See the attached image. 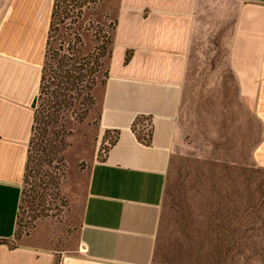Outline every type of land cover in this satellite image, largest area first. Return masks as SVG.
<instances>
[{"label":"rangeland","instance_id":"obj_1","mask_svg":"<svg viewBox=\"0 0 264 264\" xmlns=\"http://www.w3.org/2000/svg\"><path fill=\"white\" fill-rule=\"evenodd\" d=\"M119 2L53 0L46 80L66 58L80 59L83 82L79 96H73L83 105L74 101L62 121L44 131L36 125L31 132L36 158L52 159L29 179L14 236L6 241L10 247L49 253L52 264L78 252L89 170L114 139L113 133L99 136L97 117ZM243 5V0H195L155 264H264V167L252 156L260 130L227 58L233 22ZM136 130L146 136L149 120Z\"/></svg>","mask_w":264,"mask_h":264},{"label":"crops","instance_id":"obj_2","mask_svg":"<svg viewBox=\"0 0 264 264\" xmlns=\"http://www.w3.org/2000/svg\"><path fill=\"white\" fill-rule=\"evenodd\" d=\"M228 42L229 65L259 138L264 167V0H243ZM195 0H120L108 76L99 100V136L118 132L89 170L78 252L60 264H155L166 171L187 69ZM53 0H0V240L17 227L21 182L39 93ZM127 60V61H126ZM149 119L150 144L132 133ZM52 255L0 243V264H52Z\"/></svg>","mask_w":264,"mask_h":264},{"label":"trees","instance_id":"obj_3","mask_svg":"<svg viewBox=\"0 0 264 264\" xmlns=\"http://www.w3.org/2000/svg\"><path fill=\"white\" fill-rule=\"evenodd\" d=\"M115 27H116V21H115ZM112 51V50H111ZM109 52V57L110 53ZM78 58L70 59L66 58L65 62L59 63L58 67L55 68V71L52 70L49 71L48 80H46V74H45V68L44 65L42 69V77L39 84V93L37 97H35L32 108L34 110L33 114V127L32 130H36V125L41 126V130H47V127L51 125L57 124L59 121H62L63 114L65 115L70 111L71 106L74 105V101H77L79 105H83L80 98L74 99L73 93H75V96H79V89H80V83L83 82L80 67L77 68V65H79ZM74 64H69V62H73ZM127 61V60H126ZM90 73V72H89ZM93 73V72H92ZM91 73V75H92ZM106 78L104 83H106V79L108 76V68L106 67ZM102 83V85H104ZM88 104L92 105V100L88 97L87 99ZM42 102V104H37V102ZM37 104V105H36ZM99 115H100V109H99ZM99 115L97 117V123L99 119ZM149 120L147 117L138 115L135 116L131 123V130L132 133L135 135L136 139L140 141L141 144L148 146L150 144L151 139V128L149 132L146 134V136H142L140 132H137L136 125L139 124L141 121ZM119 131H114V139L112 143L110 144V147L114 145L115 141L117 140ZM107 133H110L108 130L104 132L103 139H105V135ZM31 140V138H30ZM31 145V141L29 142ZM33 145V143H32ZM109 147V148H110ZM37 153H34L32 150V146L28 147L27 149V161L24 164V174H23V189H22V195H28L30 192L29 189L26 187L28 186L29 179H31L34 174H36V170L39 168L40 165L43 163L49 162L52 157L49 155H45V158H41V160H38ZM39 161V163L36 164V161ZM42 161V162H41ZM38 174V171H37ZM44 174H47L44 172ZM27 188V189H25ZM0 243H6V240H0Z\"/></svg>","mask_w":264,"mask_h":264}]
</instances>
